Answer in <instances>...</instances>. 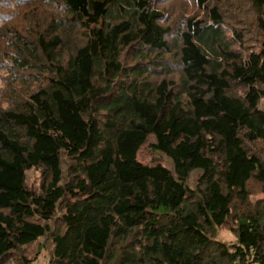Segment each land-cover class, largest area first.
Listing matches in <instances>:
<instances>
[{
	"label": "trees",
	"instance_id": "16d2710c",
	"mask_svg": "<svg viewBox=\"0 0 264 264\" xmlns=\"http://www.w3.org/2000/svg\"><path fill=\"white\" fill-rule=\"evenodd\" d=\"M0 81V264H264V0H0Z\"/></svg>",
	"mask_w": 264,
	"mask_h": 264
},
{
	"label": "rangeland",
	"instance_id": "374dc122",
	"mask_svg": "<svg viewBox=\"0 0 264 264\" xmlns=\"http://www.w3.org/2000/svg\"><path fill=\"white\" fill-rule=\"evenodd\" d=\"M1 87H2V83L0 81V88ZM151 143H153V144L156 143L154 138L149 143H147L145 145V151L139 153L138 159L140 161H142L143 163H146L148 165L156 166V165L161 164V165L167 167L168 169L172 170L173 169L172 161L170 159H168L164 153H161V151L159 149H157L154 146H151L152 145ZM38 176H39L38 173L37 174L36 173L31 174V177L38 178ZM197 178L198 177L195 174L189 180L188 186L195 188L197 183H198ZM221 237L230 241L233 236H231L230 234H222ZM42 244H44V238L37 241L29 249V251H30L29 255L31 256V258L36 257L35 264H49L50 263L49 251H52V248L50 247V248L46 249V247ZM38 252H40V253L37 257Z\"/></svg>",
	"mask_w": 264,
	"mask_h": 264
}]
</instances>
